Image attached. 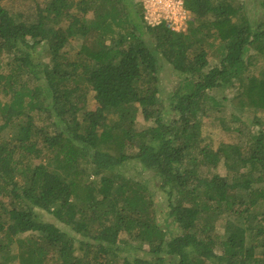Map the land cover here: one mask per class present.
<instances>
[{
  "label": "trees",
  "instance_id": "trees-1",
  "mask_svg": "<svg viewBox=\"0 0 264 264\" xmlns=\"http://www.w3.org/2000/svg\"><path fill=\"white\" fill-rule=\"evenodd\" d=\"M4 1L0 264H264V0H185L180 32L135 0Z\"/></svg>",
  "mask_w": 264,
  "mask_h": 264
},
{
  "label": "rangeland",
  "instance_id": "rangeland-1",
  "mask_svg": "<svg viewBox=\"0 0 264 264\" xmlns=\"http://www.w3.org/2000/svg\"><path fill=\"white\" fill-rule=\"evenodd\" d=\"M48 0H38V2L40 4H42V6H44L47 3ZM138 3V0H135ZM3 3H5V6L9 9H11L12 11H20L23 12L25 11L26 13H30L31 9L33 7V4L35 3V0H7L4 1ZM92 14L89 13L88 17H91ZM80 45L81 42L77 41V40H72L70 41L67 46V53L68 56L71 59L76 58L79 54V50H80ZM44 56V60H49L48 54L47 52H43L42 53ZM212 60H215V58H212ZM163 80L165 83L167 84H171L174 83L177 80V76L174 72V70L170 67H167L164 72H163ZM231 92V91H229ZM91 96V101L89 103H87L86 107L89 110H92L94 108H96V101L93 99V93L90 94ZM139 117H138V124L141 127H145L147 126V122H145L143 120V117L141 115V113H139ZM262 121L264 123V112L259 113ZM227 115H229V118L227 119V123L231 124V118L230 116H232V111L230 108L227 109ZM246 118H248V121L250 122L252 120V113H246ZM36 121L40 124L41 122L43 123L44 120L40 121L38 119H36ZM256 129L258 128V126L255 127ZM254 127H252V129H255ZM203 134L206 137V140L208 143H210L211 146L213 147H217L220 143L221 140L226 139V140H231L233 137H236V134L231 133L229 131H225L223 128L222 123L216 119V117H206L204 119V124H203ZM244 138V136H243ZM203 168L205 169V167L203 166ZM124 170L128 175H135L137 178H139L140 180H147L149 185L151 186L152 190H155L156 193V198H158V200H160L161 202L163 201L162 195L160 194V192L158 190H156L153 181L149 180L150 177L148 176V174L146 172L141 173L140 172V168L138 166V163L135 162V160L128 162L125 166H124ZM217 172H219L220 174L224 175L227 172L226 166L221 163L219 165V168L217 169ZM165 205V203H164ZM160 220H164L166 218V216L164 214L160 215ZM43 218L45 219H49V220H53V217L50 214H43ZM139 253H142V251H140ZM138 254V253H137ZM13 264H20L18 261L14 262Z\"/></svg>",
  "mask_w": 264,
  "mask_h": 264
},
{
  "label": "built area",
  "instance_id": "built-area-1",
  "mask_svg": "<svg viewBox=\"0 0 264 264\" xmlns=\"http://www.w3.org/2000/svg\"><path fill=\"white\" fill-rule=\"evenodd\" d=\"M144 9V18L152 26L165 23L175 31H186L192 12L185 0H138Z\"/></svg>",
  "mask_w": 264,
  "mask_h": 264
}]
</instances>
